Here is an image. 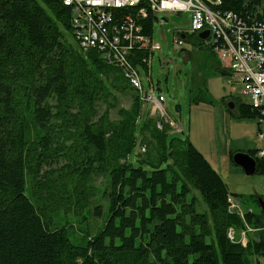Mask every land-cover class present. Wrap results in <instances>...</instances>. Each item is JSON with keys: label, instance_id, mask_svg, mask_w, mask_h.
I'll return each instance as SVG.
<instances>
[{"label": "trees", "instance_id": "1", "mask_svg": "<svg viewBox=\"0 0 264 264\" xmlns=\"http://www.w3.org/2000/svg\"><path fill=\"white\" fill-rule=\"evenodd\" d=\"M207 3L247 27L264 21V0ZM70 15L60 0H0V264H252L264 254V215L228 212L238 195L188 138L141 116L140 91L96 49L81 51ZM127 17L151 38L152 13L116 9L112 23ZM131 52L144 65L149 52ZM125 93L127 109L117 105ZM137 144L145 151L131 162ZM245 224L256 237L232 242L227 229Z\"/></svg>", "mask_w": 264, "mask_h": 264}, {"label": "rangeland", "instance_id": "2", "mask_svg": "<svg viewBox=\"0 0 264 264\" xmlns=\"http://www.w3.org/2000/svg\"><path fill=\"white\" fill-rule=\"evenodd\" d=\"M190 16V12L185 11L158 14V19L167 20L162 25L157 20L153 22L152 39L161 45V51L152 54L149 73L139 65L142 84L145 90L149 87V81L155 85V93H161L159 95L164 98L168 113L178 123L179 129L167 125L168 138H188L217 171L229 192L238 195L245 213L262 214L257 199L260 197L264 200V173L259 169L252 175H246L230 157L231 153L239 151L251 153L257 144L255 120L238 118V108L231 111L226 109L228 98L235 99L238 107L247 103V97L242 94L239 85L226 84V76L214 72L213 67L218 59L209 48L210 41L199 43L198 34H193L187 35L183 45L177 47L174 44V31L188 29ZM68 40L71 41L70 38ZM128 80L141 93V116L158 119L159 113L153 105L143 107V86H140V81L136 78ZM130 104L131 94L118 95V107L127 109ZM177 104L181 107L180 112L174 111ZM103 108L101 106L100 110ZM109 116L113 120L118 118L115 109L109 110ZM144 151L145 147L137 144L129 160L135 162L136 153ZM96 183L102 185V178L96 179ZM192 194L197 198V210L204 211L206 206L202 199L196 191ZM101 220L94 218L92 225H98ZM245 227L249 225L245 224ZM249 228L252 230L246 232L245 242L249 236L254 238L257 234L255 229ZM240 231L236 230L238 238L241 237ZM258 262L264 264V254L252 257V264Z\"/></svg>", "mask_w": 264, "mask_h": 264}, {"label": "built area", "instance_id": "3", "mask_svg": "<svg viewBox=\"0 0 264 264\" xmlns=\"http://www.w3.org/2000/svg\"><path fill=\"white\" fill-rule=\"evenodd\" d=\"M64 5L70 8V22L78 24V36H75V40L82 52H87L91 47L105 50L107 44L115 49L124 43L137 44L149 52L148 57L143 60L148 67L151 65L152 54L161 51V45L142 35L141 25L130 17L123 19V22L129 23L128 27L124 24L109 27L107 23L112 19L113 11L118 6L138 8L140 17H146L150 12L160 24L162 19H158L159 13L190 12L189 28L174 31V44L177 47L183 45L182 34L186 37L208 30L207 40L218 59L219 68L227 73L226 83L241 87L242 94L248 100L246 105L257 112L256 122L264 128V23L255 22L247 27L234 13L214 11L205 6L202 0H65ZM100 55L109 64L127 67V70H123L132 73L140 81V86H143L139 66L133 68L130 65L125 48L119 47L114 55H110L108 51ZM147 104L153 105L159 113L158 128L166 124L179 129L176 119L166 109L164 98L155 93L153 86L147 91L143 88V107ZM261 128L257 132L259 138L264 136ZM252 157L256 162L259 161L264 173V148L257 149ZM232 209L234 215L244 219L245 210L236 196ZM251 230L245 227L239 232L241 237L238 238L236 229L229 227L227 237L232 242L239 241L245 245L246 232Z\"/></svg>", "mask_w": 264, "mask_h": 264}, {"label": "bare ground", "instance_id": "4", "mask_svg": "<svg viewBox=\"0 0 264 264\" xmlns=\"http://www.w3.org/2000/svg\"><path fill=\"white\" fill-rule=\"evenodd\" d=\"M63 4H65V0H60ZM203 2H204V5L205 6H209L208 5V3H207V0L205 1V0H202ZM124 8H126V6H118V9H124ZM112 16H113V14H112ZM117 20V19H116ZM157 20V19H156ZM121 21V23H112L113 22V20L111 19L108 23H107V25L109 26V27H112L113 25H117V26H121L122 24H124V25H126L127 27L129 26V23H127V22H123V19H121L120 20ZM158 21V20H157ZM71 23V26H72V29H73V35L74 36H78V24H75L74 22H70ZM260 23H264V21H262V22H260ZM133 31L135 32V27H133ZM75 38V37H74ZM137 45V44H136ZM133 46H135V44H133V45H131V44H129V43H124V44H120V48H125L126 49V51H127V55H128V57L131 55V49H132V47ZM119 47L117 48V49H115L114 47H112V46H110L109 44H107L106 45V49L105 50H100V49H98V48H96V47H91L90 49H96L97 50V52H100V54H103L104 52H109L110 53V55H114L116 52H117V50L119 49ZM145 48V47H144ZM145 50H146V48H145ZM143 62V59L141 60V63ZM131 66H132V64H130ZM139 65H137V66H132L133 68H135V67H138ZM147 67V69H146V72L147 73H149V71H150V67H151V65H150V67H148V66H146V65H142V66H140V67ZM139 68V67H138ZM122 69H124V70H127V67H122ZM125 72V75L128 77V78H135V77H133V75H132V73H128L127 71H124ZM143 85V84H142ZM143 88H144V86H143ZM144 90H145V88H144ZM147 90H149V89H147ZM147 90H145V91H147ZM155 90V89H154ZM256 161V160H255ZM256 164H257V162H256ZM227 202H228V212L229 213H234V209H232V208H234V206H235V198L234 197H232V196H228V198H227Z\"/></svg>", "mask_w": 264, "mask_h": 264}, {"label": "water", "instance_id": "5", "mask_svg": "<svg viewBox=\"0 0 264 264\" xmlns=\"http://www.w3.org/2000/svg\"><path fill=\"white\" fill-rule=\"evenodd\" d=\"M165 22V19L163 20ZM209 36L208 30H203L198 33V37L202 40L207 39ZM182 38H184V35H181ZM176 112H180L181 107L179 104L175 105L174 108ZM226 109L228 110H234L235 109V103L233 101H228L226 103ZM232 161L243 169L246 175H252L256 171V161L255 159L249 154L245 152H235L232 155ZM258 205L261 209L262 214L264 215V200L262 198H258Z\"/></svg>", "mask_w": 264, "mask_h": 264}, {"label": "crops", "instance_id": "6", "mask_svg": "<svg viewBox=\"0 0 264 264\" xmlns=\"http://www.w3.org/2000/svg\"><path fill=\"white\" fill-rule=\"evenodd\" d=\"M164 20V18L162 19V24L163 23H166L167 22V20H165V22L163 21ZM160 24V23H159ZM161 24V25H162ZM198 36V35H197ZM151 38H152V35H151ZM185 39H187V36L184 38V40ZM198 40L199 41H205V40H207V39H205V40H202V39H200L199 37H198ZM204 43V42H203ZM210 48V50H211V52H212V54H214L213 53V51H212V49H211V47H209ZM215 55V54H214ZM216 56V55H215ZM213 69H214V72H216L217 74H222V75H225L226 76V80H227V73H226V71H222L220 68H219V63H218V60L216 61V64H215V67H213ZM148 72V71H147ZM227 84V83H226ZM153 85V88L155 89V85L153 84V83H151V81H149V87H148V89L151 87ZM158 94H161V93H158ZM228 100L229 101H235V99H233V98H228L227 99V102H228ZM235 103V102H234ZM166 105V104H165ZM236 104H235V110H236ZM170 114V113H169ZM252 120H255V122H256V119L255 118H253ZM256 132H258V129L259 128H261L258 124H257V122H256ZM262 129V128H261ZM263 130V132H264V128L262 129ZM195 146V145H194ZM260 148H264V136L262 137V138H259V137H257V144H256V147L254 148V150L256 151L257 149H260ZM203 154V153H202ZM204 155V154H203Z\"/></svg>", "mask_w": 264, "mask_h": 264}]
</instances>
